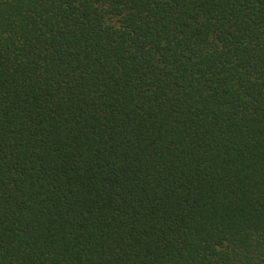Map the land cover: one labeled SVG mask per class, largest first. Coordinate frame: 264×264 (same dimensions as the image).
<instances>
[{"label": "trees", "instance_id": "obj_1", "mask_svg": "<svg viewBox=\"0 0 264 264\" xmlns=\"http://www.w3.org/2000/svg\"><path fill=\"white\" fill-rule=\"evenodd\" d=\"M0 264H264V0H0Z\"/></svg>", "mask_w": 264, "mask_h": 264}]
</instances>
